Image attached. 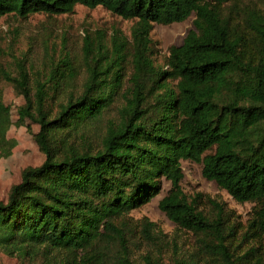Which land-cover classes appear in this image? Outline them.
<instances>
[{
  "label": "trees",
  "instance_id": "1",
  "mask_svg": "<svg viewBox=\"0 0 264 264\" xmlns=\"http://www.w3.org/2000/svg\"><path fill=\"white\" fill-rule=\"evenodd\" d=\"M236 2L0 0V18L83 6L134 21L129 38L119 29L109 37L86 32L82 67L61 54L34 78L24 62L15 76L0 72L24 100L19 121L38 126L34 141L44 156L0 200L1 254L30 264H132L130 212L155 198L164 179L171 188L158 209L196 237L201 264H236L222 206L207 198L206 215L202 195L183 193L181 161L200 164L202 177L237 203L258 204L249 229L264 235V9ZM192 16L183 43L156 66L153 25ZM10 123L0 97L1 150L10 148ZM153 227L142 226L147 241ZM194 256L167 264H193Z\"/></svg>",
  "mask_w": 264,
  "mask_h": 264
},
{
  "label": "rangeland",
  "instance_id": "2",
  "mask_svg": "<svg viewBox=\"0 0 264 264\" xmlns=\"http://www.w3.org/2000/svg\"><path fill=\"white\" fill-rule=\"evenodd\" d=\"M239 7H258L264 9V0H237ZM194 17L183 23L168 26L153 25L150 33L152 43L151 54L156 66H163L168 57L169 49L180 46L187 33L193 28ZM134 21L124 20L104 8L89 9L76 6L73 13L47 17L35 14L26 19L15 16L0 18V72L15 76L17 63L24 62L27 69L34 75L45 73L51 63H56L59 56L68 54L76 66L82 67L81 48L86 32H105L107 37L114 29L129 38ZM18 61V62H17ZM130 65H124L126 77L130 74ZM84 76L78 80L81 83ZM0 97L10 109V125L6 139L10 148L0 149V200L6 201L11 186L20 182L21 172L27 167L39 166L44 156L34 141L38 126L29 121L22 124L18 118V109L24 100L13 86L0 75ZM183 193L192 199L202 195L199 210L210 214L206 203L209 198L222 206L227 227L232 229L227 244L236 264H264V235L255 234L249 224L258 208V204L237 203L214 182L202 177V166L190 161H181ZM161 192L150 202L130 212L129 221L134 229L129 237L130 260L132 264H146V257H152V264H167L175 256L190 258L195 256L193 264H201L196 254V237L189 232L177 230L176 227L158 209L160 200L167 195L171 186L162 180ZM145 222L154 225L155 238L147 241L142 234ZM197 251V252H196ZM0 264L21 263L15 257L0 253Z\"/></svg>",
  "mask_w": 264,
  "mask_h": 264
}]
</instances>
